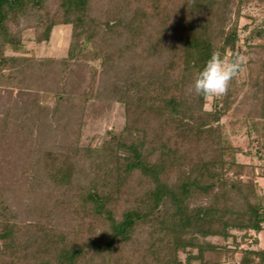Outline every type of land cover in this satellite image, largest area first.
I'll return each instance as SVG.
<instances>
[{"label": "trees", "instance_id": "1", "mask_svg": "<svg viewBox=\"0 0 264 264\" xmlns=\"http://www.w3.org/2000/svg\"><path fill=\"white\" fill-rule=\"evenodd\" d=\"M255 1L0 0V84L20 88L0 112V264H264V168L239 161L221 123L237 100L249 106L264 160V62L211 110L187 91L213 50L242 54V31L264 49V23L240 26ZM65 25L67 58L7 56L27 29L48 43ZM86 60L101 77L78 93ZM77 100L79 116L90 100L118 104L123 125L83 141ZM16 170L23 219L4 177Z\"/></svg>", "mask_w": 264, "mask_h": 264}, {"label": "rangeland", "instance_id": "2", "mask_svg": "<svg viewBox=\"0 0 264 264\" xmlns=\"http://www.w3.org/2000/svg\"><path fill=\"white\" fill-rule=\"evenodd\" d=\"M243 16L240 20V26L248 24L249 30L253 28V24L261 25L264 23V0L255 1L247 7H244ZM252 25V26H251ZM248 32H241V41L239 47L242 52L241 56L245 58L243 64V70L240 74L241 80H247L249 78L251 70L254 68V64H260L264 62V49L261 48L260 41L255 40L251 43H244L245 37ZM72 38V26H58L56 27L51 35V39L48 43H37L35 40V31L32 28L27 29L22 34V46L19 50L9 48L7 50V56L10 57H34L37 59H55L60 60L68 57L69 46ZM78 67L79 75L81 74V80L83 84L77 87V92L82 93L85 86L90 88L93 81H99L101 77L100 66L97 62L92 60H86V63H80ZM77 68V66H76ZM6 74L8 72H5ZM78 75V74H77ZM78 77V76H77ZM74 82L75 77L70 79ZM70 85V84H68ZM72 88L70 85L69 88ZM86 87V88H87ZM20 91V88L16 85H3L0 84V112L5 105L6 98L10 95L8 93H15ZM75 95V94H74ZM243 95V94H242ZM76 96V95H75ZM242 97V96H240ZM216 97H208L206 109L211 110L213 100ZM94 101L90 100L87 102L85 111L82 115L72 113L75 109H82V102L77 100L73 103V108H69L70 119H76L77 127L82 130V139L87 143H93V145H99L102 138L107 130L114 127H121L124 123V115L121 107L116 104L111 110L103 109L102 104L98 103L94 106L91 105ZM48 105L53 108L54 102L48 101ZM75 108V109H74ZM78 110V112H79ZM249 106L240 105L237 100L232 106L228 115L222 120V125L225 127L229 138L235 146L242 149L243 154L239 156V161L249 166H255L257 174L260 176L264 168V160H259L256 154L257 147L250 143L248 136L247 125L245 124L246 115L249 112ZM264 159V158H263ZM20 171H11L4 174L6 182H11L12 185L8 187L9 194L11 196L10 202L13 211L17 213L21 219L24 218L25 209L29 208L28 204L25 203V196L23 194L24 186H20L19 178ZM247 177H251L252 173L246 174ZM255 180L259 185V192L264 193V178L255 177ZM22 184V183H21ZM258 239V245H254L255 248H264V232L260 234H254ZM216 241V240H215ZM252 242V241H251ZM240 255L237 256L235 263H237Z\"/></svg>", "mask_w": 264, "mask_h": 264}, {"label": "clouds", "instance_id": "3", "mask_svg": "<svg viewBox=\"0 0 264 264\" xmlns=\"http://www.w3.org/2000/svg\"><path fill=\"white\" fill-rule=\"evenodd\" d=\"M244 62L245 58L237 53L229 57L219 50H213L188 85V93L204 98L227 95L232 82L242 72Z\"/></svg>", "mask_w": 264, "mask_h": 264}]
</instances>
